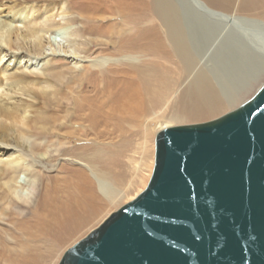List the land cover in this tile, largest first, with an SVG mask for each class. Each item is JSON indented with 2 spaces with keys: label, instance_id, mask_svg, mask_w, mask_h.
<instances>
[{
  "label": "bare ground",
  "instance_id": "obj_1",
  "mask_svg": "<svg viewBox=\"0 0 264 264\" xmlns=\"http://www.w3.org/2000/svg\"><path fill=\"white\" fill-rule=\"evenodd\" d=\"M62 1L13 0L6 9H1L2 5L0 4V193L3 196L6 209L12 210L18 216L21 215L23 207L33 202L37 194L39 174L36 173L34 165L37 162L42 164L47 155V148L42 152L40 144L35 145L32 143V137L50 134L62 139L74 138V142H79L84 139L79 138L76 131H82L85 127L92 130L95 139L99 134L95 131L101 130V128H104L103 130H120L122 126L119 125L118 116L126 115L127 118L126 116L124 118L128 119V124L133 120L135 121L132 122L133 125L136 122L144 124L149 118L158 117L152 110L153 107L151 110L149 106L148 110L146 109L145 97L151 89L148 86V78L151 77L154 81H160V84L165 82L162 78L156 80L161 71L158 68L155 69V67L148 68L141 65L134 54L135 52L132 53L131 50L122 55L120 54L121 57L115 58L109 54L98 53L93 59L86 60L89 59V56H81L85 49L81 51L76 45V37L80 36V32L72 31L71 25L75 22L74 19L64 18L65 15H68L67 10L69 8L68 6L63 8ZM93 1L95 2L94 5L91 4L90 0H87L89 12L100 13L101 23L97 27L98 29L102 26L106 27L107 33L112 32L107 25V21L103 23L108 12L109 15L111 12L117 13L118 11L130 16L131 13L137 11L136 8L138 7V1L134 0H122L123 2L121 0ZM153 2L155 12L165 28L166 39L171 46L172 53L175 55L173 57L181 62L186 76H190L189 81L186 78L188 88L184 89L185 94L180 92L182 93L180 95H185V97H180L185 98V104L188 106L189 111H182V114H178L179 111L172 115L174 122L179 121L180 115L187 116L189 119V117H199L203 114L219 111L224 106L222 98H227L230 94L227 90H224L227 85L225 82L220 81L219 70L214 69L215 66L210 64L211 56L215 52L217 54L215 49L223 40L235 37L236 42L241 46L233 47L234 50H239V47H242L244 48L242 53L246 51L250 57L254 55L264 64V21L219 11L208 6L202 0H180L183 4L184 13L179 11L172 0H153ZM55 6H61L59 16L62 17V21L60 23L52 21V11ZM140 6L142 5L140 4ZM185 21L187 22L186 25ZM206 23L212 26L213 31H205L210 36L208 40L206 39L205 46L204 44L202 46L204 49L201 47V55L196 56L192 52L191 44L194 48L200 46L195 39L197 40L198 36L204 37L202 31H204L203 25ZM134 38L136 39L135 42L137 41L140 45L147 42L145 37L137 35ZM229 45L231 44L229 43ZM144 51L140 50L141 53H144ZM52 59H69L75 67L84 65L98 72L103 71L110 64H123L125 66L124 68L115 67L118 69L114 70L113 73L111 72L113 70H109L106 76L93 83L90 91L94 97L99 96L97 101L100 103V112L96 111L94 103L96 101H85L86 104L84 106L79 105L76 110L77 113H80L85 111L86 108L85 117L81 118L82 121L72 123L71 118L73 120L80 118L74 113L70 115L69 110L71 111V108H68L66 113L61 116V120L70 117V121L66 122L64 127L61 120L58 121V117H54L53 114L47 117V109H44L45 104L49 103L48 101L56 98L57 93H55V90L59 87L54 84L53 78L50 76L54 74L53 76L61 79L64 75L63 70H56L50 66ZM23 64L24 69L22 68ZM200 65L204 69L202 67L198 69ZM76 79L79 81V87H77L80 89L83 86V79ZM170 84L176 87L177 79H173ZM171 88L168 92L172 90ZM68 91L71 95V89ZM233 95H230L229 99L231 101ZM147 99L149 98L147 97ZM182 104L179 107L185 105ZM170 126L172 125L158 124L153 127V130L157 134L160 130ZM64 128L66 132L61 133ZM68 128L71 129L67 130ZM101 154L100 150H96L90 154L88 161L84 160L83 163L81 162L82 159L80 160L81 157L75 158L77 159L75 161H78V169H67L69 173L65 177L57 178L51 185L46 184L43 197L40 198L36 206L37 213L34 214V220L32 223L24 222V229L34 231L36 237L46 235L52 237L55 234H59L61 237L62 234L70 230L79 231L89 228L87 226L89 223L94 222L93 219L100 211L102 214L97 217V221L95 219L96 222L101 220V223L110 215L109 210L117 205L122 192L115 187L114 182L108 177V172L99 169V166L95 162L93 163V161L102 157ZM36 159L38 160L36 161ZM60 172H64V170L60 169ZM56 185L62 187L57 189ZM136 196L132 197L131 201ZM46 261L47 259L42 260L40 257H28L23 263L46 264Z\"/></svg>",
  "mask_w": 264,
  "mask_h": 264
},
{
  "label": "rangeland",
  "instance_id": "obj_2",
  "mask_svg": "<svg viewBox=\"0 0 264 264\" xmlns=\"http://www.w3.org/2000/svg\"><path fill=\"white\" fill-rule=\"evenodd\" d=\"M12 1L13 0H0V4L2 5L1 9H6V7L10 5ZM134 1H138V9L136 8L137 11L131 13L130 16H128L127 14L124 15L121 12L119 13L118 11L117 13L111 12L110 15L109 12L106 15L103 14L105 15L104 18H107L106 20L104 19L103 23H106L107 21V25L112 31L110 33H107L106 27L104 26L98 29L101 23L100 13L94 14L92 12H89V9L87 7V0H63L62 3L64 4L63 8H65L66 6H68L69 8L67 10L68 15H65L64 18L74 19L75 21L71 25L72 31L76 30L77 32H80V36L76 37V45H78L81 51L85 49V52H83L84 54L82 53L81 56H89V59L87 58L86 60L93 59L98 53L109 54L111 55V57L115 58L121 57L123 53L131 50L132 53L135 52L134 54L139 59V63L141 65L147 66L148 68L155 67V69L158 68V70L161 71L156 80L162 78L167 83L164 82L160 84V81H154L151 77L148 78L150 81L146 79L148 81L149 89L151 88L152 90H154L152 92V90L150 89V91L147 93L148 95H146L145 97L146 109L148 110V108L150 107L149 109L151 110L153 107L152 110L158 117H151L146 122H144V124L136 122L133 125L132 122L135 121L133 120L128 124V119L124 118V116L126 115L118 116L117 114H115L119 118V125L123 128L121 127L120 130H103L104 128H101V130L95 131L99 133L98 137H96L95 139L92 130H89L87 127H85L82 131H76L77 136L81 139H84L79 142H74V138L62 139L60 137H54L50 134L32 137V143H34L35 145L40 144V150L42 148V152H44L45 148H47V155L43 159L42 164L37 162L36 165H34L36 173L39 174L38 191L33 199V202L23 207L22 213L19 216L18 214L12 212V210L9 211L6 209L5 203L3 201V196L0 193V264H24L23 261L28 257H40V259L42 260L47 259L46 264H57L66 249L84 238L92 229L96 228L99 225L101 220L98 222L96 221L98 220L97 217L102 214L100 210L97 216L93 219L94 222L89 223V225L87 226L89 228L79 231L70 230L68 231L69 234L68 232H66L65 234H62L61 237L59 234H55L52 237H49L48 235L36 237V233L34 231L26 230L23 227L24 222H33L34 214L36 215L37 213L36 206L38 205L40 198L43 197L46 184L51 185V183H54L57 178L65 177L69 173V170L67 169L74 170L79 168L77 164L78 161H75L77 160L75 158L81 157V162H84V160L88 161L91 156L90 154H92L96 150L101 151L102 157L98 159L100 161L95 160L93 161V163L95 162L96 165L99 166V169L107 171L109 174L108 177L111 179V181L114 182L115 187L122 192L121 198L117 205L109 210V214H111L122 205L131 201L132 197L138 195L141 191H143L150 179L154 164V139L156 133L155 130H153V127L155 125L169 124L172 126H176L202 123L212 120L238 107L240 104L250 99L257 91V89L264 83L263 62L260 61V59L256 58L254 55H251L250 57L249 53L246 51L242 53V51L244 50V48L242 47H239V50H234L233 47H238V45L241 46V44L236 42L237 39L235 37L226 38L227 41L223 40L221 44H219V46H217V48L215 49V51H217V54L214 51L215 53L211 56L212 59L210 58V64H213L215 66L214 67L213 65H211L212 67H214V69L219 70L218 74H220L221 77L220 81L225 82V84L227 85V88L224 90H227L228 94L230 95L234 94L233 97H231V99L233 98L232 101L229 99V95L227 96V98H222V100L224 101V106L222 109L217 111L218 113L213 112L211 114H203L199 117H189V119L187 116L180 115L179 121L174 122L172 115H175V113H178L179 111L180 112L178 114H182L184 111H189L188 106H186L185 104V98L183 99L181 97H185L184 91L188 88V81L190 79V76H186V73H184L183 70V66H181V62L173 57L175 55L174 53H172L173 51L171 49V46L166 39V34L164 32L165 28L164 26H162L163 24L161 23L157 13L155 12L153 0ZM172 1H174V3L177 5L179 11L181 13H184L182 2H180V0ZM202 1L204 3H207L208 6H211L215 9H218L219 11H223L228 14H236L246 17L248 16L250 18H256L264 21V0ZM90 2L93 5L95 3L93 0H90ZM121 2L123 1L121 0ZM140 4L142 6H140ZM60 8L61 6H55L54 10L52 11V21L55 23H60L62 21V17L59 16ZM186 21L185 25L188 22ZM211 27L212 26H210V24L208 25L207 23L203 25L204 31H202V33L204 37L198 36V41L195 39L196 43L200 44V46L194 48V46L191 44V47L193 48L192 52L196 56L201 55V47L203 46V44L205 46V44L207 43L206 41L210 36V34H206L207 32L205 31H213ZM137 35L147 38V42L141 45L137 41L135 42L136 39L134 38V36ZM228 42L231 45H229ZM128 45L130 46L128 47ZM202 48L204 49V47ZM140 50L146 51H144V53H141ZM136 51H139L140 54L139 52L136 53ZM218 53L222 54L223 56ZM50 63V66L52 68L56 70H63L64 75L61 79L60 77L57 78L56 76H53L54 74L50 76L51 78H53L54 84L59 87L55 90V93H57L56 98L54 100H51L52 102L48 101L49 103L47 102L48 104H45L44 109H47V117H49L50 115L52 116L53 114V116L58 117V121H60L61 116L66 113V110L68 108H71V111L69 110L70 115L71 113H74L80 118L78 120H73V118H71L72 123L82 121V119L85 117L84 115L87 113L86 108L85 111L80 113H77L76 111L79 105L84 106L86 104L85 101H96L94 102L96 105V111L100 112V103L97 101V97L99 96L94 97L93 93L90 91L93 83L101 77L106 76V73L109 70H113L111 71L113 73L114 70L118 68H124L125 66L123 64H110L108 67L103 69V71L101 70L100 72H98L96 70L93 71L92 69H89L84 65L81 67H75L73 65V62H71V60L69 59H52ZM23 67H25L24 64L22 65V68ZM200 67L202 66L200 65L198 69H201ZM202 69L204 68L202 67ZM211 72L213 73L212 69ZM76 78L83 79V86H81L80 89H78L79 81H77L78 79ZM175 78L177 79L176 87L170 84ZM186 78L188 81L186 80ZM170 88L172 90L168 92ZM69 89H71L72 91L71 95H69ZM180 92L184 93V96L180 95L182 94ZM147 97L149 99H147ZM166 98L167 100H165ZM152 101L154 102L152 103ZM179 102H182L183 104H181L185 105L179 107L181 105ZM167 105H169V108L167 107ZM174 107L176 108V110L174 109ZM72 108L75 109L73 110ZM69 119L61 120V123L64 127L66 126L64 124L70 121ZM69 129L71 128H68L67 130ZM64 132H66L65 128L61 130V133ZM46 135L49 137H47ZM93 138L96 142L93 140ZM85 156L88 158H86ZM37 160L38 159H36V161ZM34 168L32 167V169ZM60 169H62V171L64 170L65 173L60 172ZM57 185V189L62 187L61 185L60 187H57ZM48 254L49 256L47 257Z\"/></svg>",
  "mask_w": 264,
  "mask_h": 264
},
{
  "label": "water",
  "instance_id": "obj_3",
  "mask_svg": "<svg viewBox=\"0 0 264 264\" xmlns=\"http://www.w3.org/2000/svg\"><path fill=\"white\" fill-rule=\"evenodd\" d=\"M145 189L57 264H264V83L212 120L160 130Z\"/></svg>",
  "mask_w": 264,
  "mask_h": 264
}]
</instances>
